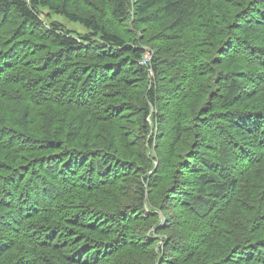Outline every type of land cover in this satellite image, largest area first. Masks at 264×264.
I'll return each instance as SVG.
<instances>
[{
	"label": "trees",
	"instance_id": "1",
	"mask_svg": "<svg viewBox=\"0 0 264 264\" xmlns=\"http://www.w3.org/2000/svg\"><path fill=\"white\" fill-rule=\"evenodd\" d=\"M98 1L0 0V264H264V0Z\"/></svg>",
	"mask_w": 264,
	"mask_h": 264
},
{
	"label": "rangeland",
	"instance_id": "2",
	"mask_svg": "<svg viewBox=\"0 0 264 264\" xmlns=\"http://www.w3.org/2000/svg\"><path fill=\"white\" fill-rule=\"evenodd\" d=\"M39 9L42 12V16L41 18L47 22L48 24L52 23V22H56L59 25H64L66 29L68 30H72L73 35H75L76 37H78L81 34H85L87 31L86 29L79 25L78 23H71L68 20L64 19L61 15H57V14H51L50 10H48L46 7H39ZM71 9L74 11H77V13L80 14H86V16L90 15V14H99L100 18H102V20H104V26L105 28H107L108 30L112 31V32H116L118 33V35L125 37L127 36L126 33H124V28L126 23H123L120 25L117 24V22L112 21L110 18H108V16H106L102 9H101V5L99 3L98 0H86V2H83V0H74V2H72L71 5ZM48 13V15H46ZM123 26V27H122ZM96 39V38H94ZM142 47L144 48V53H143V57L145 59L141 58L140 64L143 66H147V73L148 76H153L152 70H151V60L153 58L154 55V51L146 45H142ZM144 60V61H143ZM257 95H264V92L262 90H259L257 92ZM257 103V101L252 102V105H255ZM184 115H186L184 113ZM149 123H151V120H149ZM152 125L154 126V142L152 147L150 148H146L145 153L147 155V157L149 159H151V163L149 166H152V169H148L146 172H142L141 170L136 174V175H142V177L147 174V175H151L154 170H158L159 175L161 178L166 177L165 181L167 180L169 174L171 173L172 175V167L176 164V162L181 158L182 155H184L183 153H185L186 151V145L189 144L194 137L191 136H187L186 143H180L175 145L174 144H168V142L160 140L158 142H156V134L158 133L159 130V126L156 122V120L152 123ZM151 127V126H150ZM151 131V130H150ZM148 137H150V133L148 134ZM140 145L142 143H139ZM148 146V144H147ZM146 147V146H145ZM171 149H175L176 151V155L175 157L172 156V152L170 151ZM137 151V149H136ZM188 156V155H187ZM138 161V160H137ZM160 166V169H158L157 167ZM177 171V170H176ZM164 181V182H165ZM153 192L149 193V195L152 196ZM169 204V203H168ZM166 203L157 205L158 208L161 209L162 206H166L168 205ZM155 211H158L154 206H153ZM162 210V209H161ZM174 212V211H172ZM170 217H172V223L173 225L175 224V216H171L170 214H168ZM160 219V218H159ZM159 219H156L152 222V224L154 225L155 222ZM160 225H155L153 227V229L150 231L149 237L150 240L153 243L154 248H157V245L163 243L162 238H164L165 236H171L173 239L175 240H182L181 237V228L179 226H174L172 229H158ZM14 256H11L10 258L12 259Z\"/></svg>",
	"mask_w": 264,
	"mask_h": 264
},
{
	"label": "built area",
	"instance_id": "3",
	"mask_svg": "<svg viewBox=\"0 0 264 264\" xmlns=\"http://www.w3.org/2000/svg\"><path fill=\"white\" fill-rule=\"evenodd\" d=\"M142 59H145L144 57ZM144 61V60H143Z\"/></svg>",
	"mask_w": 264,
	"mask_h": 264
}]
</instances>
